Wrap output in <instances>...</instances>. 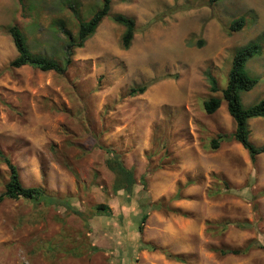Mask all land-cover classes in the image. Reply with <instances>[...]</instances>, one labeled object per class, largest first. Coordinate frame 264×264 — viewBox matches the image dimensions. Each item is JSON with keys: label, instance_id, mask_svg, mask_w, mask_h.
<instances>
[{"label": "rangeland", "instance_id": "obj_1", "mask_svg": "<svg viewBox=\"0 0 264 264\" xmlns=\"http://www.w3.org/2000/svg\"><path fill=\"white\" fill-rule=\"evenodd\" d=\"M102 2L0 0V150L24 186L73 206L0 201V264H264V153L253 162L235 140L211 148L236 123L225 100L214 114L204 109L214 95L207 72L225 87L236 49L264 44V0H112L63 73L9 65L18 55L11 25L34 54L63 64L68 32ZM118 13L136 22L129 48ZM242 16L246 26L232 30ZM246 67L260 78L240 94L249 106L264 99V51ZM249 128L250 141L264 143V117ZM106 148L134 171L132 194L115 192ZM9 176L0 160V194Z\"/></svg>", "mask_w": 264, "mask_h": 264}, {"label": "trees", "instance_id": "obj_2", "mask_svg": "<svg viewBox=\"0 0 264 264\" xmlns=\"http://www.w3.org/2000/svg\"><path fill=\"white\" fill-rule=\"evenodd\" d=\"M23 2V0H20ZM214 1V0H213ZM112 0H103L102 6L93 13L90 19L80 20V24L77 33H70L66 52V59L63 64H60L55 59L43 57L41 55L34 54L27 45V40L22 30L17 25H11L8 32L12 36L15 46L18 50V55L10 61L11 67H21L24 65H32L39 68L42 71L56 70L63 73L66 71L68 64L71 62L73 50L76 47L84 45L85 41L89 39L96 31L97 27L103 21V19L110 14ZM113 20L125 26L126 30L122 37V46L129 48L136 32L135 19L118 13L112 16ZM247 24L245 17H240L234 20L231 24V29L238 31L243 29ZM259 40H251L244 45L238 47L234 53L231 68L228 74V81L225 87H221L218 78L211 72H207V80L210 85V91L214 94L204 100V109L208 114H214L222 105L223 100L227 103V108L231 116L235 119L236 127L235 131L231 135L220 134L216 138H213L210 142V146L213 149L219 148L222 142L235 140L241 143L248 151L250 158L254 162L256 157L264 153V143L256 145L250 141V128L249 120L255 117H264V99L259 102L245 106L241 101V92L249 91L253 89L259 82L260 78L253 77L247 67L246 63L248 59L256 54L263 53L264 44L258 42ZM148 88L147 84L141 86L132 87L129 92L130 96H135L144 93ZM221 91L222 96L215 95ZM110 157L107 160L108 167L116 174L115 192L124 190L125 193L130 194L132 186L135 183L134 171L124 166L120 153L114 148H106ZM0 160L7 164L10 170V176L8 182L5 184V190L0 194V201L6 198H20L25 197L34 201H44L48 204L61 203L65 206L73 207L66 199L50 196L46 193L45 189L40 186L27 187L24 186L20 179L18 167L12 162L11 158L5 155L0 150ZM144 180V179H142ZM132 181V182H131ZM131 182L130 184H128ZM229 188V187H228ZM132 194V193H131ZM264 194V190L259 195ZM176 198H179L177 195ZM255 211H257V204H254ZM96 209L101 213H110L111 208L108 204L101 203L96 206ZM79 213V212H77ZM148 215L144 214L141 223H144ZM238 225L241 228L252 227L251 222H239ZM142 231V224L138 226ZM254 246L251 244L249 247ZM143 249L147 248L154 250L155 247L151 244L142 245ZM248 250L241 249H222L223 255L228 254H240Z\"/></svg>", "mask_w": 264, "mask_h": 264}, {"label": "crops", "instance_id": "obj_3", "mask_svg": "<svg viewBox=\"0 0 264 264\" xmlns=\"http://www.w3.org/2000/svg\"><path fill=\"white\" fill-rule=\"evenodd\" d=\"M146 244H148V243H146Z\"/></svg>", "mask_w": 264, "mask_h": 264}]
</instances>
